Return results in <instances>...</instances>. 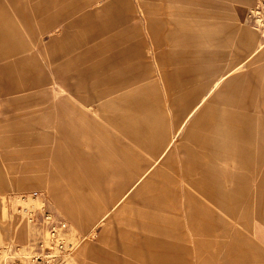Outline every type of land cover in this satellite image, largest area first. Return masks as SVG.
Returning <instances> with one entry per match:
<instances>
[{
	"label": "rangeland",
	"instance_id": "1",
	"mask_svg": "<svg viewBox=\"0 0 264 264\" xmlns=\"http://www.w3.org/2000/svg\"><path fill=\"white\" fill-rule=\"evenodd\" d=\"M199 1L211 3L213 14L200 15V22L189 13H175L183 4L174 5V0H166L162 14L148 15L126 14L130 0H0V39L26 44H6L0 49L29 53L37 48L31 44L39 43L42 53H62L56 58L57 63L65 61L59 69L60 79L65 78V85H91L101 90L96 95L101 98L96 112L105 134L114 135L118 147L137 148L140 134H148L144 143L150 152L143 156L152 163L135 168L133 182L158 168L154 175H159L156 178L163 185H150L147 227L154 245L191 247L192 261L179 264H264V46L244 66L228 72L186 119L214 82L262 43L246 20L254 0L232 4ZM190 26L196 28H186ZM38 57L42 63L46 61L44 55ZM6 64L9 68L14 63ZM54 64L51 60L48 68ZM48 68L44 69L46 75ZM88 77L91 80L84 82ZM60 84L39 92L47 102L19 107L15 112L21 118L15 125L0 123V147L15 143L11 137L20 127L48 131L53 135L49 144L65 147L56 124L47 125L49 117L43 113L46 106L65 105L64 82ZM5 104L0 98L1 121L13 114ZM39 119L46 125H39ZM169 137L153 159L152 152ZM63 160L62 154H47L44 159L0 155L6 180L35 178L39 182L1 194L6 200L0 207V244L15 234L18 241L26 242L27 225L16 226L12 213L18 204L35 212L41 204L12 196L37 191L46 198V207L65 220L72 237L86 235L72 255L78 264L76 253L86 245L100 244L110 222L116 233L117 209L111 217L98 218L114 197V189L109 187L113 177L80 170L64 176L56 169ZM23 164L28 168L22 169ZM44 181L65 185V196L78 208L97 204L92 223L73 229L53 199L35 186ZM131 207L132 203H124L127 218ZM28 226L40 233L39 223Z\"/></svg>",
	"mask_w": 264,
	"mask_h": 264
},
{
	"label": "crops",
	"instance_id": "2",
	"mask_svg": "<svg viewBox=\"0 0 264 264\" xmlns=\"http://www.w3.org/2000/svg\"><path fill=\"white\" fill-rule=\"evenodd\" d=\"M222 1L232 4L231 1L242 2L244 0H221L220 2ZM136 2V5L132 6L133 1L130 0V6L125 11L126 14H162V8L166 5V0H136ZM179 3L183 4L182 10H175V13H189L193 15L192 19L195 21H199L200 15H209L207 17L213 15L212 5L207 1L204 3L199 0H174V5H179ZM174 28L183 27L174 26ZM186 28L193 29L196 27L190 26ZM6 42V39H0V46L6 44L26 45L17 43L22 42L19 40L13 41L14 43ZM31 45L37 48H33L32 52L29 53H23L16 49L11 50L10 53H5L6 49H0V98L6 103L5 108L13 112L12 115L3 118L2 121L0 119V123L9 121L15 125L17 120L21 118L15 112L19 107L47 102L48 99L39 92L49 91L53 86L61 85L60 82H64L65 105L60 107L46 106L43 113L49 117L45 122L47 125L56 124L57 136L65 140V147L59 144H49V140L53 138V135L48 131L20 127L16 128L11 137L15 143L7 142L3 144L0 147V155L9 159L22 155L44 159L47 154H54L55 156L62 154L64 160L60 163L57 162L56 169L64 176H70L72 172L80 170L83 173H95L103 177L106 175L113 177L112 180H109L110 184L113 185H109V187L114 189V197L108 206L103 208L98 218L104 220L111 217V214L117 209L114 217L117 224L116 233L113 232V226L110 222L104 227L100 244L86 245L76 253L78 264H179L186 259L187 262H191L194 257L192 256L191 247L186 246L182 249L179 248L180 246H173L167 248L161 245H154L155 240L150 241L151 235L149 229H147L151 216L150 185H163L160 179L156 178L159 175H154L158 168L154 169L152 171L153 174L151 173L150 176H148V172L146 176L137 180L135 184L133 182V174H135L133 170L140 166L149 167L152 163L145 161L143 156V152H150V147L144 143L149 140V137H145L148 134L144 133V131L140 134L142 138L141 144L137 148L131 145L118 147L116 145V137L111 133L105 134L102 128V119L96 112L97 105H101V98L96 97V95H101V90L91 85H65V78L60 79L58 75L59 69L65 65V61H59L58 63L56 61V58L61 56L62 53H42L43 49H39V46H41L39 43ZM253 51L217 80L234 70L237 66L241 64L244 66L247 63L246 59ZM256 54L258 52L254 56ZM39 55H44L46 61L42 63L39 60ZM51 60L55 61V64L53 67L48 68ZM7 61H12L14 64L8 68ZM46 67L48 68L47 75L44 70ZM90 80L91 77L84 78V82ZM215 82L210 90L196 103L190 113L186 115V119L218 87L215 86ZM40 119L38 120L39 125H46ZM139 124L143 125V123ZM170 138L167 139L162 147L158 146L156 151L152 152L153 159L165 147ZM64 149L65 153H63ZM21 168L27 169L28 165L23 164ZM127 177L130 180H127ZM180 177L182 181L183 178L182 176ZM35 181V178H29L11 182L3 177L0 170V207L3 201L6 200L3 195L1 196L4 190H25L30 187V182L34 183ZM34 184H39V182L37 183L36 181ZM35 186L42 188L53 199L56 209L66 216L73 229L83 228L92 223L98 207L97 204L84 209L76 207L72 200L65 196V185H51L44 181L41 185ZM124 194L125 196H123ZM12 197L17 199V196ZM118 197L121 198L119 202H117ZM116 198L118 199L116 200ZM126 202L132 203L129 218L125 216L124 203ZM152 212L157 214V211ZM24 233L27 242L29 238L27 226L24 229ZM178 240L182 241V239ZM166 243L161 242L162 245H167ZM180 250L185 253H181Z\"/></svg>",
	"mask_w": 264,
	"mask_h": 264
},
{
	"label": "built area",
	"instance_id": "3",
	"mask_svg": "<svg viewBox=\"0 0 264 264\" xmlns=\"http://www.w3.org/2000/svg\"><path fill=\"white\" fill-rule=\"evenodd\" d=\"M247 22L258 32L264 44V0H254L246 14ZM39 200V211L18 204L12 213L16 226L39 223L38 232L29 242L18 241L13 235L0 244V264H70L71 257L86 235L72 237L65 220L46 207V198L37 191L22 193L19 201Z\"/></svg>",
	"mask_w": 264,
	"mask_h": 264
},
{
	"label": "bare ground",
	"instance_id": "4",
	"mask_svg": "<svg viewBox=\"0 0 264 264\" xmlns=\"http://www.w3.org/2000/svg\"><path fill=\"white\" fill-rule=\"evenodd\" d=\"M262 44V45H261ZM258 43V45H257V47L254 49V51H253V53L247 58V59H250L251 58V56L252 55H254L255 53H257L258 51H260L261 49H262V47L264 46V44L263 43ZM241 67V65H239V66H237L234 70H232V71H230V73L232 74V73H234V71L235 70H237V69H239ZM226 77H228V74H225V75H223L219 80H217L216 82H215V85H217V84H219L220 82H222L223 80H225L226 79ZM122 198V197H121ZM120 198V199H121ZM117 202H119V201H117ZM28 226V225H27ZM31 227V226H30ZM30 227L28 226L27 228H28V242L33 238V234L34 233H36V232H38L39 231V229H38V231H37V229H34L33 231L32 230H29L30 229ZM33 227V226H32ZM70 264H75L74 263V261H73V257L71 258V260H70Z\"/></svg>",
	"mask_w": 264,
	"mask_h": 264
}]
</instances>
